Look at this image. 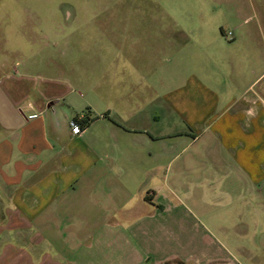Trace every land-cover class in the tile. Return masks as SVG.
Here are the masks:
<instances>
[{
  "label": "crops",
  "instance_id": "crops-1",
  "mask_svg": "<svg viewBox=\"0 0 264 264\" xmlns=\"http://www.w3.org/2000/svg\"><path fill=\"white\" fill-rule=\"evenodd\" d=\"M126 38L100 82L0 60V264L257 262L263 18L246 0H173L169 61L161 37Z\"/></svg>",
  "mask_w": 264,
  "mask_h": 264
},
{
  "label": "rangeland",
  "instance_id": "rangeland-1",
  "mask_svg": "<svg viewBox=\"0 0 264 264\" xmlns=\"http://www.w3.org/2000/svg\"><path fill=\"white\" fill-rule=\"evenodd\" d=\"M246 1L264 20V0ZM207 13L213 12L207 9ZM72 32L75 38L54 37ZM170 34L173 0H0V60L15 65L28 61L31 73L46 72L47 62L65 64V77L100 82L113 76V53L121 49L122 36L128 45L149 35L161 37L166 49L161 61L165 62L173 55ZM244 242L259 260L246 261L244 255L236 254L240 264H264L263 242Z\"/></svg>",
  "mask_w": 264,
  "mask_h": 264
},
{
  "label": "built area",
  "instance_id": "built-area-1",
  "mask_svg": "<svg viewBox=\"0 0 264 264\" xmlns=\"http://www.w3.org/2000/svg\"><path fill=\"white\" fill-rule=\"evenodd\" d=\"M225 37L229 40H233V33L231 31H227L224 33ZM38 115H31L29 116V119L37 118ZM86 120V116H78L74 119H72L69 122V127L71 129V133L75 136L81 135L85 129L84 121Z\"/></svg>",
  "mask_w": 264,
  "mask_h": 264
},
{
  "label": "trees",
  "instance_id": "trees-1",
  "mask_svg": "<svg viewBox=\"0 0 264 264\" xmlns=\"http://www.w3.org/2000/svg\"><path fill=\"white\" fill-rule=\"evenodd\" d=\"M91 120L89 118H86V120L84 121L85 124V128L90 124Z\"/></svg>",
  "mask_w": 264,
  "mask_h": 264
}]
</instances>
